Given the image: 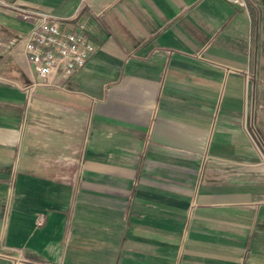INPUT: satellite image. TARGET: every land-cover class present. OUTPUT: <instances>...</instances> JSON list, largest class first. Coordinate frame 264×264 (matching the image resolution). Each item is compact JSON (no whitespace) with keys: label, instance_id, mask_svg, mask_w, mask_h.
<instances>
[{"label":"crops","instance_id":"obj_1","mask_svg":"<svg viewBox=\"0 0 264 264\" xmlns=\"http://www.w3.org/2000/svg\"><path fill=\"white\" fill-rule=\"evenodd\" d=\"M246 2L0 0V264H264V0ZM41 14L95 52L28 95Z\"/></svg>","mask_w":264,"mask_h":264},{"label":"built area","instance_id":"obj_2","mask_svg":"<svg viewBox=\"0 0 264 264\" xmlns=\"http://www.w3.org/2000/svg\"><path fill=\"white\" fill-rule=\"evenodd\" d=\"M227 1L244 9L247 7L246 0ZM23 46L27 61L33 66L35 78L26 89L28 95L35 88L53 85L59 77L69 78L95 52L94 45L84 34L83 25L66 30L63 20L46 14L39 15L32 31L23 40Z\"/></svg>","mask_w":264,"mask_h":264}]
</instances>
